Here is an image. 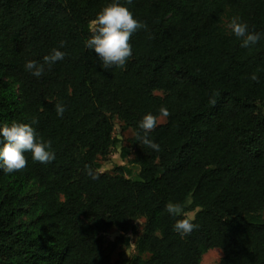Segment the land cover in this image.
<instances>
[{"label":"trees","instance_id":"trees-1","mask_svg":"<svg viewBox=\"0 0 264 264\" xmlns=\"http://www.w3.org/2000/svg\"><path fill=\"white\" fill-rule=\"evenodd\" d=\"M109 2L0 0V124L37 119L56 154L45 164L25 152L24 168L0 172V264H201L212 249L218 264H264V37L244 48L229 28L239 16L264 33V0H131L146 27L126 65L106 69L85 41ZM53 48L65 56L41 77L25 69ZM149 112L160 151L139 139ZM115 120L134 134L122 157L134 150L138 179L126 166L100 171L118 144ZM195 211L198 227L182 237L173 224ZM140 219L135 255L113 261Z\"/></svg>","mask_w":264,"mask_h":264},{"label":"clouds","instance_id":"clouds-1","mask_svg":"<svg viewBox=\"0 0 264 264\" xmlns=\"http://www.w3.org/2000/svg\"><path fill=\"white\" fill-rule=\"evenodd\" d=\"M131 0H110L97 13L93 20L91 35L85 41L86 49L94 50L102 61V67L108 69L111 67L123 68L129 57L132 55V45L130 38L138 29L145 28L139 20L135 19L133 13L127 7ZM229 28L231 33L241 40V47L248 48L258 43L264 37V33L251 32L248 24L239 16H234ZM65 41L59 42V48H63ZM59 48H53L50 54L43 57V63L36 60H27L25 69L33 76L39 78L44 74L45 65L51 67L55 62L62 60L65 53ZM251 79L257 80L258 77L253 74ZM215 95V94H214ZM215 103L213 99L211 101ZM56 114L63 116L65 105L63 103L55 104ZM162 116H168L169 112L166 106L159 108ZM38 123L33 118L30 123L12 122L11 124H0V172L5 175L18 171L26 166L24 153L31 152L32 159L40 163H50L55 160V151L52 150L51 141L44 140L38 136L32 125ZM142 134L139 139L144 145L154 151H160V145L149 138V133L157 127V116L151 112L146 113L138 122ZM91 175V172L89 171ZM93 179L96 177L93 175ZM166 211L173 217H181L184 212V206L180 202H168L165 205ZM198 227L192 218L176 219L173 224V230L182 237L190 234Z\"/></svg>","mask_w":264,"mask_h":264},{"label":"rangeland","instance_id":"rangeland-1","mask_svg":"<svg viewBox=\"0 0 264 264\" xmlns=\"http://www.w3.org/2000/svg\"><path fill=\"white\" fill-rule=\"evenodd\" d=\"M93 26V24H92ZM166 122L165 117H161L158 119V124H162ZM133 132L131 129H126L124 124L119 121L115 120V138L118 140V144L112 149L111 155L109 156V159L107 161H101V172H108L111 174L115 173V168L126 166V168L129 170V173L126 172L125 174L131 177L132 179H138L140 168L138 165L133 163L135 154L134 150L132 149V153L128 156V162L123 160L122 153L124 148L130 149L131 147V138L133 137ZM35 190L32 191L29 194V198H33L35 196ZM197 211L188 213L187 217L194 219L195 214ZM256 220L263 221L264 220V211L255 217ZM144 219L138 220L135 225L137 227V232L134 234H130V246H124L122 244H118V247L115 251V253L112 256L113 261H117L120 259L121 254L128 255L130 257H133L135 255V246L134 243L139 238L144 231ZM119 238V233L113 229L110 230L105 235V240L107 242H116V240ZM147 257V256H146ZM223 258V251L221 249H212L208 251L206 254L203 255L201 264H218L221 259Z\"/></svg>","mask_w":264,"mask_h":264}]
</instances>
